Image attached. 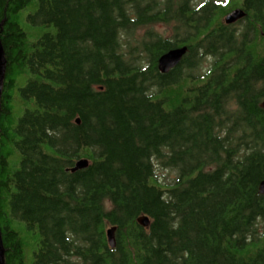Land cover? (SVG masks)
Here are the masks:
<instances>
[{
    "label": "trees",
    "instance_id": "1",
    "mask_svg": "<svg viewBox=\"0 0 264 264\" xmlns=\"http://www.w3.org/2000/svg\"><path fill=\"white\" fill-rule=\"evenodd\" d=\"M0 41L5 264H264V0H0Z\"/></svg>",
    "mask_w": 264,
    "mask_h": 264
},
{
    "label": "water",
    "instance_id": "2",
    "mask_svg": "<svg viewBox=\"0 0 264 264\" xmlns=\"http://www.w3.org/2000/svg\"><path fill=\"white\" fill-rule=\"evenodd\" d=\"M246 16L247 13L244 10L238 8L228 13L224 21L227 25H233L239 21H242L244 18H246ZM188 50L189 49L187 46H183V47L171 49L170 51L162 55L158 60V69L160 73H162L163 75H167L173 69L177 68L182 63L184 57L187 55ZM5 70H6L5 52L0 41V97L3 88V81L5 78ZM261 108L264 110V102L261 104ZM88 166H89V161L86 159H81L76 163V166L72 171L74 172L76 170H82L87 168ZM259 192L261 195H264V181H262L259 186ZM138 223L144 228H148L151 225V221L148 217L139 218ZM107 239L109 246L111 248H115L117 245L116 228H111L108 230ZM0 264H5L4 248H3L1 233H0Z\"/></svg>",
    "mask_w": 264,
    "mask_h": 264
},
{
    "label": "rangeland",
    "instance_id": "3",
    "mask_svg": "<svg viewBox=\"0 0 264 264\" xmlns=\"http://www.w3.org/2000/svg\"><path fill=\"white\" fill-rule=\"evenodd\" d=\"M195 2L201 3L202 0H195ZM157 29L159 31H161L162 33L164 32L168 36L173 34V28H171V27H165L164 25H160L157 27ZM157 174H158V178L161 182L171 181L174 178V173H172L170 170L165 169L161 166L158 167Z\"/></svg>",
    "mask_w": 264,
    "mask_h": 264
}]
</instances>
